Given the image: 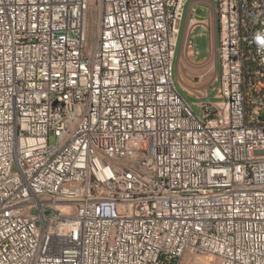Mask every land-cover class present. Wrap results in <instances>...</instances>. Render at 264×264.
Wrapping results in <instances>:
<instances>
[{"label": "built area", "instance_id": "2783aa9c", "mask_svg": "<svg viewBox=\"0 0 264 264\" xmlns=\"http://www.w3.org/2000/svg\"><path fill=\"white\" fill-rule=\"evenodd\" d=\"M212 1L198 117L186 0H0V264H264V0Z\"/></svg>", "mask_w": 264, "mask_h": 264}, {"label": "crops", "instance_id": "0c3cea01", "mask_svg": "<svg viewBox=\"0 0 264 264\" xmlns=\"http://www.w3.org/2000/svg\"><path fill=\"white\" fill-rule=\"evenodd\" d=\"M218 30L215 5L212 0H186L180 22L175 54L178 52V65L189 76L200 73L203 80L200 87L218 82L216 76V48ZM196 81L197 77H193Z\"/></svg>", "mask_w": 264, "mask_h": 264}, {"label": "rangeland", "instance_id": "374dc122", "mask_svg": "<svg viewBox=\"0 0 264 264\" xmlns=\"http://www.w3.org/2000/svg\"><path fill=\"white\" fill-rule=\"evenodd\" d=\"M178 52L176 53L173 61L174 85L182 97V99L191 106L192 110L198 117H202V112L199 108V104L211 102L214 103L220 99L218 95L219 83L215 81L209 84V86L203 90L202 85L203 80L206 78L201 77L200 73L193 72L189 76L184 73L182 66L178 65L177 68ZM196 76L197 79L194 81L193 77ZM203 93V94H202ZM52 142V141H51ZM183 264H217V261L213 258L196 260H186Z\"/></svg>", "mask_w": 264, "mask_h": 264}, {"label": "bare ground", "instance_id": "6f19581e", "mask_svg": "<svg viewBox=\"0 0 264 264\" xmlns=\"http://www.w3.org/2000/svg\"><path fill=\"white\" fill-rule=\"evenodd\" d=\"M250 42L251 44L264 43V33L250 34ZM46 105L54 114H66L72 110L73 98L59 92H51V96H46Z\"/></svg>", "mask_w": 264, "mask_h": 264}]
</instances>
